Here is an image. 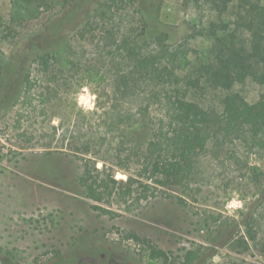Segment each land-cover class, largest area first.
<instances>
[{
    "label": "rangeland",
    "instance_id": "obj_1",
    "mask_svg": "<svg viewBox=\"0 0 264 264\" xmlns=\"http://www.w3.org/2000/svg\"><path fill=\"white\" fill-rule=\"evenodd\" d=\"M105 2L43 0L32 13L37 16L19 20L13 0H0V60L18 58L17 42L47 22L77 14L73 23L58 25L54 39L34 44L23 65L24 71L30 69V93L14 104L11 95L0 108L3 264H264V217L258 208L264 160L258 161V182L238 165L232 171L212 165L210 179L187 189L174 185L146 198L137 190L111 202L89 196L84 162L95 159L99 137L113 136L91 114L98 108L97 92L112 90L104 47L107 29L117 33L134 25L140 30L142 14H158L160 26L167 25L176 41L188 32L190 20L206 12L184 0ZM90 9L106 15H98L89 31H77L83 16L92 14ZM48 54L50 65L45 68L42 59ZM263 85L264 74L246 83L250 101ZM80 112H87L89 119L83 122L89 123H77ZM100 156L111 164L109 153ZM115 177L126 180L127 174L118 169ZM253 211L259 233L251 238L244 220ZM199 246L205 254L199 252L187 263ZM155 250L166 256H153Z\"/></svg>",
    "mask_w": 264,
    "mask_h": 264
},
{
    "label": "trees",
    "instance_id": "obj_2",
    "mask_svg": "<svg viewBox=\"0 0 264 264\" xmlns=\"http://www.w3.org/2000/svg\"><path fill=\"white\" fill-rule=\"evenodd\" d=\"M13 2L16 17L23 20L43 0ZM184 4L205 7L206 12L188 22V32L179 40L167 25L160 26L158 14H142L140 30L130 25L123 32L106 31L112 90L97 92L98 108L91 114L95 124L113 136L99 137L95 159L84 162L83 174L88 194L96 201L111 202L114 196L125 198L137 190L145 198L156 191L161 195L174 185L187 189L210 179L212 165L230 171L238 165L251 179H260L264 85L254 101L248 99L245 85L264 74V0H184ZM93 11L83 16L77 31H89L98 15H106ZM75 18L77 14H61L17 42L18 58L0 60V108L11 95L14 104L30 93V69L24 71L23 65L34 44L54 39L58 25ZM45 57L42 63L48 68L49 54ZM86 113H79L77 123L89 119ZM102 151L111 155V164L100 156ZM118 169L127 174L126 180L115 177ZM118 183L123 185L116 187ZM259 193L258 208L264 217V188ZM258 219L253 211L244 220L251 238L259 233ZM153 256L166 255L155 250ZM197 257L196 251L190 252L187 263Z\"/></svg>",
    "mask_w": 264,
    "mask_h": 264
},
{
    "label": "flooded vegetation",
    "instance_id": "obj_3",
    "mask_svg": "<svg viewBox=\"0 0 264 264\" xmlns=\"http://www.w3.org/2000/svg\"><path fill=\"white\" fill-rule=\"evenodd\" d=\"M120 245H121V243H119ZM203 249H205V247H203V246H199L198 247V249H196L195 251L197 252V253H199L200 252V254L201 255H203V254H205V250H203ZM60 258V257H59ZM163 258V257H162ZM51 258H49V260H50ZM60 259H62V257L60 258ZM188 260V259H187ZM62 261L64 262L65 260H63L62 259ZM60 263H61V261H60ZM0 264H3V261H2V259L0 258ZM16 264V263H15ZM35 264H53V263H50V261H45V260H43V261H40V262H38V263H35ZM62 264H66V262H64V263H62ZM76 264H82L81 263V261L80 260H77V263Z\"/></svg>",
    "mask_w": 264,
    "mask_h": 264
}]
</instances>
